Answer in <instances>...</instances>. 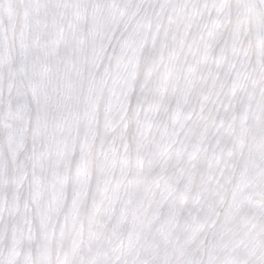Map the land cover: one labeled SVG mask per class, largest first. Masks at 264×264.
Here are the masks:
<instances>
[{"label":"snow or ice","instance_id":"obj_1","mask_svg":"<svg viewBox=\"0 0 264 264\" xmlns=\"http://www.w3.org/2000/svg\"><path fill=\"white\" fill-rule=\"evenodd\" d=\"M0 264H264V0H0Z\"/></svg>","mask_w":264,"mask_h":264}]
</instances>
